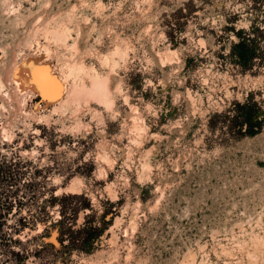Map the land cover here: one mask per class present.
Returning <instances> with one entry per match:
<instances>
[{"label": "rangeland", "instance_id": "obj_1", "mask_svg": "<svg viewBox=\"0 0 264 264\" xmlns=\"http://www.w3.org/2000/svg\"><path fill=\"white\" fill-rule=\"evenodd\" d=\"M0 15L12 96L11 65L63 20L78 53L50 43L49 62L93 67L113 99L32 113L34 97L0 96V264H264V0H0ZM250 109L260 132L239 136ZM73 178L81 193L55 194Z\"/></svg>", "mask_w": 264, "mask_h": 264}, {"label": "bare ground", "instance_id": "obj_2", "mask_svg": "<svg viewBox=\"0 0 264 264\" xmlns=\"http://www.w3.org/2000/svg\"><path fill=\"white\" fill-rule=\"evenodd\" d=\"M66 20L69 23L73 21V18L67 16ZM47 23L40 29L46 44L42 46L39 53L27 55L20 61L14 62L8 71L7 80L10 82V86H13V96L0 74V96L5 97L9 102L13 101V97H18L21 100L19 102L23 105L27 98L34 97L37 102L32 107V113L42 112L50 107H53L52 113L67 109L76 111L83 103L90 102L109 109L113 104V99L108 85V76L101 75L93 67H86L82 62L74 60L64 64L60 74L53 68L52 63L49 62L52 53L50 43L64 46L72 55L78 53V47L76 39L69 45L71 29L65 21L58 20L53 24ZM114 54L121 58L125 56V53L117 48ZM4 55L5 52L2 51L0 59H3ZM110 60L113 63L110 57L104 59L106 63ZM3 131L5 137L9 138L7 132ZM82 185L83 182L80 179L73 178L69 184L59 188L55 194L58 195L62 191L63 193L79 194Z\"/></svg>", "mask_w": 264, "mask_h": 264}, {"label": "trees", "instance_id": "obj_3", "mask_svg": "<svg viewBox=\"0 0 264 264\" xmlns=\"http://www.w3.org/2000/svg\"><path fill=\"white\" fill-rule=\"evenodd\" d=\"M239 46L243 47L244 45L241 43ZM249 101H245L243 104H238L237 106L241 110H248L251 108V105L249 104ZM260 121L257 119L256 112H254V109H250V112H243L240 111L239 115H237L236 119L232 123V127L236 130V133L239 134V136H255L260 132ZM233 133V132H232ZM81 231L84 230V227L80 229ZM97 238V234H94L92 236H87L85 238L76 239L77 244L79 243V246H83L86 243H89L90 240Z\"/></svg>", "mask_w": 264, "mask_h": 264}, {"label": "snow or ice", "instance_id": "obj_4", "mask_svg": "<svg viewBox=\"0 0 264 264\" xmlns=\"http://www.w3.org/2000/svg\"><path fill=\"white\" fill-rule=\"evenodd\" d=\"M203 44V42H201V45Z\"/></svg>", "mask_w": 264, "mask_h": 264}]
</instances>
